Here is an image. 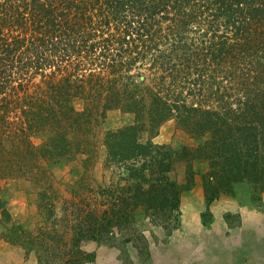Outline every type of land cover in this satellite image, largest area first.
Masks as SVG:
<instances>
[{
	"label": "trees",
	"instance_id": "16d2710c",
	"mask_svg": "<svg viewBox=\"0 0 264 264\" xmlns=\"http://www.w3.org/2000/svg\"><path fill=\"white\" fill-rule=\"evenodd\" d=\"M112 108L133 120L105 134L104 167L120 171L93 237L117 239L139 210L176 219L182 186L153 140L171 118L199 140L208 200L235 181L264 184V0H0V191L87 152ZM126 234L147 247L134 224Z\"/></svg>",
	"mask_w": 264,
	"mask_h": 264
},
{
	"label": "rangeland",
	"instance_id": "374dc122",
	"mask_svg": "<svg viewBox=\"0 0 264 264\" xmlns=\"http://www.w3.org/2000/svg\"><path fill=\"white\" fill-rule=\"evenodd\" d=\"M132 120L129 112L109 109L94 124L87 152L4 184L0 264H264V184L235 181L208 200L207 162L192 158L199 140L174 118L159 127L153 140L172 152L169 175L182 186L176 219L152 224L139 210L134 223L116 226L117 239L93 237L92 226L103 208L102 191L120 171L104 167L103 140L108 131ZM45 138L36 134L31 140L39 146ZM131 224L146 240V248L126 241Z\"/></svg>",
	"mask_w": 264,
	"mask_h": 264
},
{
	"label": "water",
	"instance_id": "95a60500",
	"mask_svg": "<svg viewBox=\"0 0 264 264\" xmlns=\"http://www.w3.org/2000/svg\"><path fill=\"white\" fill-rule=\"evenodd\" d=\"M140 78L143 79V75H141Z\"/></svg>",
	"mask_w": 264,
	"mask_h": 264
}]
</instances>
